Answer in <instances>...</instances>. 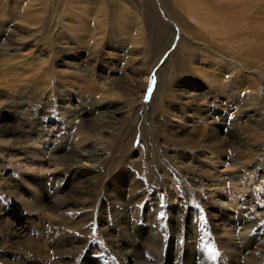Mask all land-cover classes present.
Here are the masks:
<instances>
[{"label":"rangeland","instance_id":"obj_1","mask_svg":"<svg viewBox=\"0 0 264 264\" xmlns=\"http://www.w3.org/2000/svg\"><path fill=\"white\" fill-rule=\"evenodd\" d=\"M225 1L220 40L176 0H0L10 262L264 264V0Z\"/></svg>","mask_w":264,"mask_h":264},{"label":"bare ground","instance_id":"obj_2","mask_svg":"<svg viewBox=\"0 0 264 264\" xmlns=\"http://www.w3.org/2000/svg\"><path fill=\"white\" fill-rule=\"evenodd\" d=\"M82 2L83 3L85 2V4H86V3L90 2V0H82ZM223 2L226 4V1L225 0H176L177 5H179L180 11H182V13H185V15L187 16V18L190 21L196 22L195 19L196 20L198 19V20H201V21H205V22H203V24H205V25H201V24L200 25L198 24V25H199V28L201 29L202 33L205 35L206 38L213 39V38L217 37L220 40H223L224 39L225 33L224 32H220V31H217L216 32L213 24H216L218 27L222 28V27H224V25L227 24L228 19H231L232 21H237L238 22V19L241 18V14L239 12H237V11L236 12H233V11L229 10L227 8V6L224 5ZM230 5H232V4H230ZM74 6L75 7H78L77 5H74ZM236 8H238V7H236ZM80 9H82V8H80ZM81 19L84 22V19H85L84 17H81V18H75L74 17L73 19H65L64 18L62 20L63 22L62 21H56V24L62 30L69 31V32L71 31V33L73 34V36H77V38H78V35H79L80 32H81V36H82V31L80 30V28L77 29L76 26H71V23L73 22V23L79 24L80 21H81ZM53 22H55V21H53ZM128 22H130V21H128ZM126 23H127V21H126ZM209 23L211 25H209ZM82 26H84L83 23H82ZM119 26L121 28L122 26H125V25H124V23H120L118 25V27ZM245 26H247V24H245ZM0 34H1V32H0ZM260 35L261 34L259 32L252 31L251 33H249V35L247 37L244 38V41H246L247 44H253V43H257L258 42L257 45H250V47L248 49V53L246 52V54L244 55V59H250L249 57L251 55H254V56H257L258 58H262L264 60V47H263L262 43H259L261 37H263V36H260ZM209 64H211V61H209ZM218 66H220V65L217 64V63H215V62H212V65H211L212 68L213 67H218ZM223 71L225 72V70H223ZM48 73H49V71L46 72V75ZM225 74L226 75H229L231 73H228V72L226 73L225 72ZM6 75L8 76V78H10L12 76V75H8V74H6ZM263 76H264V74H263ZM43 78H45V77H43ZM4 79H6V77H5L4 74H2V69L0 68V86H1V84H2V82H3ZM234 81H235V82H233L234 85L236 83L239 85V83H238L239 79L237 81V79L235 78ZM73 82L77 83L78 81L74 80ZM85 91L86 92H92V91H94V89H93L92 85H88L87 88L85 89ZM18 140H22L23 141L24 140V136H22V135H13V142L17 143V142H19ZM82 193H83V191L82 192L80 191L78 193V194H80L79 195V199L83 196ZM10 194L13 197H15V198H17V196L19 195L16 191L10 192ZM63 204H67L66 201L61 203V205H63ZM54 205H55V203H54ZM53 209H56L55 210V214H59V215L60 214H63V212L67 210L66 207H64V206L62 208H59V209H57V207L56 208H53ZM81 210L82 209H80L79 211H81ZM62 218H64V217L62 216ZM1 225L2 226L5 225L4 227H5V229L7 231H8V229H11L12 228L10 222H7L6 220L5 221H3V220L1 221L0 220V228L2 227ZM66 227H67L68 230H72V231H73V229H77L78 228V226H75V224H73L71 222L70 223L68 222L67 225H66ZM7 233L9 234V232H7ZM15 233H16V231H13V234H15ZM11 240L13 241L15 239H12L11 238ZM19 243H22V242H20L18 239L15 240V242H14V244H16V245H24L25 247H27V250H30L33 253L34 252L36 253L38 251V247H36L34 244H32V246H30V244H27V243L26 244L25 243L19 244ZM58 245L59 244L54 243V244L51 245V247H48V246H46V247H48L49 249H51L53 251L55 250L56 251L55 253L57 255H59V256L66 255L68 253L69 254L70 253L73 254L74 252H76L74 249H68V248L67 249L66 248L62 249V246H60V245L58 246ZM0 247H2L3 250H4L3 251V254H1L2 255V258H0V262H2V263L8 262V264H19V263H15V262L14 263L13 262H10V260L8 258V256L10 255L9 254L10 253V249H9L8 246H3V244L0 243ZM70 257H72V256H70ZM61 261L59 263H57L55 261V262H53V264H62Z\"/></svg>","mask_w":264,"mask_h":264}]
</instances>
